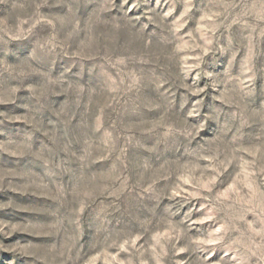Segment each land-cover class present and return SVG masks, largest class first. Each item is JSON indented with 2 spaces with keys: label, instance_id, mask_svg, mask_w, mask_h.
Here are the masks:
<instances>
[{
  "label": "rangeland",
  "instance_id": "374dc122",
  "mask_svg": "<svg viewBox=\"0 0 264 264\" xmlns=\"http://www.w3.org/2000/svg\"><path fill=\"white\" fill-rule=\"evenodd\" d=\"M0 264H264V0H0Z\"/></svg>",
  "mask_w": 264,
  "mask_h": 264
}]
</instances>
